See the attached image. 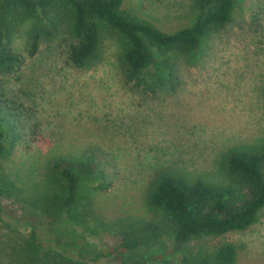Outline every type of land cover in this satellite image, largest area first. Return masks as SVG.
<instances>
[{"label": "rangeland", "instance_id": "374dc122", "mask_svg": "<svg viewBox=\"0 0 264 264\" xmlns=\"http://www.w3.org/2000/svg\"><path fill=\"white\" fill-rule=\"evenodd\" d=\"M120 8L169 33L197 13L195 0H123ZM34 23L22 22L13 38V49L26 57L18 76L0 79V112L20 134L0 169L34 199L56 189L54 159L95 152L99 174L83 178L79 187L94 211L84 221L61 213L50 222L0 197V264H24L33 243L96 264H118L115 256L95 258L115 243L102 224L147 225V188L158 171L226 185L224 155L264 147V0H235L229 21L208 28L194 50L160 52L148 43L158 60L175 66L180 80L174 92L155 96L125 81L114 35L104 37L98 64L77 69L67 59L63 32L28 55ZM0 128L6 130L4 122ZM103 181L108 188L96 189ZM225 237L236 245L234 264H264V207L255 223Z\"/></svg>", "mask_w": 264, "mask_h": 264}, {"label": "trees", "instance_id": "16d2710c", "mask_svg": "<svg viewBox=\"0 0 264 264\" xmlns=\"http://www.w3.org/2000/svg\"><path fill=\"white\" fill-rule=\"evenodd\" d=\"M123 0H0V79L16 78L26 57L13 49L19 26L32 18L27 53L34 56L44 40L67 37V59L77 69H90L100 62L106 34L116 37L122 47L119 60L124 79L142 94L174 92L180 85L175 66L158 60L149 48L194 50L208 28L225 25L235 0H195L194 20L174 32H164L144 19L122 10ZM170 81V82H169ZM165 82L170 86H165ZM15 118V109H7ZM0 159L11 155L20 134L0 112ZM100 156L95 152L53 160L56 189L34 199L24 195L0 169V197L30 207L49 219L61 213L74 221H84L94 211L93 200L80 193L83 178L99 174ZM229 178L226 185L201 179L192 181L160 170L151 179L146 195L148 222L134 227L126 222L107 221L103 230L115 240L95 258L115 256L118 264H234L237 248L225 236L256 222L264 207V147L258 151L231 149L223 158ZM103 181L96 189L105 191ZM167 242L164 246V242ZM163 245L155 248L156 243ZM33 253L24 264H96L84 256L32 245Z\"/></svg>", "mask_w": 264, "mask_h": 264}]
</instances>
